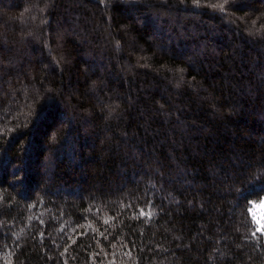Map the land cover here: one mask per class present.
Wrapping results in <instances>:
<instances>
[{
  "label": "trees",
  "instance_id": "trees-1",
  "mask_svg": "<svg viewBox=\"0 0 264 264\" xmlns=\"http://www.w3.org/2000/svg\"><path fill=\"white\" fill-rule=\"evenodd\" d=\"M263 198L264 0H0V264H264Z\"/></svg>",
  "mask_w": 264,
  "mask_h": 264
},
{
  "label": "rangeland",
  "instance_id": "rangeland-1",
  "mask_svg": "<svg viewBox=\"0 0 264 264\" xmlns=\"http://www.w3.org/2000/svg\"><path fill=\"white\" fill-rule=\"evenodd\" d=\"M250 214L252 219L255 218V221L257 222L254 224L255 227L264 225V198L258 202L252 203Z\"/></svg>",
  "mask_w": 264,
  "mask_h": 264
},
{
  "label": "snow or ice",
  "instance_id": "snow-or-ice-1",
  "mask_svg": "<svg viewBox=\"0 0 264 264\" xmlns=\"http://www.w3.org/2000/svg\"><path fill=\"white\" fill-rule=\"evenodd\" d=\"M141 215L143 216L144 213L141 212ZM253 223H254V224L257 223V222L255 221V218H253ZM256 233H260V234L264 235V225H261V226L255 227V231H253L252 235L255 236Z\"/></svg>",
  "mask_w": 264,
  "mask_h": 264
}]
</instances>
